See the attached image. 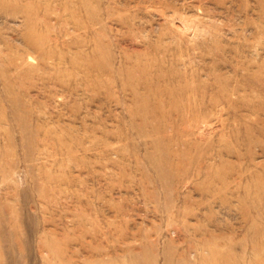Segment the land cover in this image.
I'll return each mask as SVG.
<instances>
[{
  "label": "rangeland",
  "instance_id": "374dc122",
  "mask_svg": "<svg viewBox=\"0 0 264 264\" xmlns=\"http://www.w3.org/2000/svg\"><path fill=\"white\" fill-rule=\"evenodd\" d=\"M0 264H264V0H0Z\"/></svg>",
  "mask_w": 264,
  "mask_h": 264
}]
</instances>
